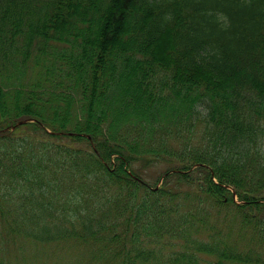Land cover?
I'll use <instances>...</instances> for the list:
<instances>
[{"label":"trees","instance_id":"trees-1","mask_svg":"<svg viewBox=\"0 0 264 264\" xmlns=\"http://www.w3.org/2000/svg\"><path fill=\"white\" fill-rule=\"evenodd\" d=\"M66 240L264 264V0H0V252Z\"/></svg>","mask_w":264,"mask_h":264},{"label":"rangeland","instance_id":"rangeland-1","mask_svg":"<svg viewBox=\"0 0 264 264\" xmlns=\"http://www.w3.org/2000/svg\"><path fill=\"white\" fill-rule=\"evenodd\" d=\"M166 168L164 164H157L144 174V178L153 186H161L162 181L157 179ZM98 253L93 245L66 240L42 247L27 246L23 251H1L0 259L6 264H105L102 258H96Z\"/></svg>","mask_w":264,"mask_h":264},{"label":"water","instance_id":"water-1","mask_svg":"<svg viewBox=\"0 0 264 264\" xmlns=\"http://www.w3.org/2000/svg\"><path fill=\"white\" fill-rule=\"evenodd\" d=\"M23 122H26V120H25V121H22V122H20L19 124H21V123H23Z\"/></svg>","mask_w":264,"mask_h":264}]
</instances>
